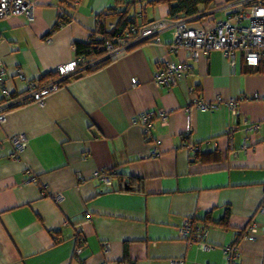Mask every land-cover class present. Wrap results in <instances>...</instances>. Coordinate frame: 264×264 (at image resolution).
Segmentation results:
<instances>
[{
	"label": "crops",
	"instance_id": "1",
	"mask_svg": "<svg viewBox=\"0 0 264 264\" xmlns=\"http://www.w3.org/2000/svg\"><path fill=\"white\" fill-rule=\"evenodd\" d=\"M121 7L115 0H38L32 22L11 18L0 43L8 91L25 94L27 81L40 84L75 61V43L89 41L97 15ZM61 8L72 21L47 39ZM137 9L151 21L170 18L166 5ZM230 12L220 6L194 24L209 28ZM159 37L68 82L43 103L6 113L0 264H228L224 247L253 224L256 239L237 242L239 262L264 264V57L257 70L239 55L234 71L223 52L212 51L192 63L179 85L157 88L155 73L166 61H187L183 51H170L171 30ZM218 97L236 101V113L225 103L212 111L193 107L196 98ZM158 109L169 122L156 121L145 137L137 119ZM254 124L261 129L248 133ZM18 135L26 137L25 147L14 142ZM97 172H108L111 183ZM58 194L64 198L57 202ZM209 214L203 243L181 236L185 219L201 227ZM227 216L229 228L220 224ZM79 237L84 244L76 257Z\"/></svg>",
	"mask_w": 264,
	"mask_h": 264
},
{
	"label": "built area",
	"instance_id": "2",
	"mask_svg": "<svg viewBox=\"0 0 264 264\" xmlns=\"http://www.w3.org/2000/svg\"><path fill=\"white\" fill-rule=\"evenodd\" d=\"M38 0H0V43H5L6 37L4 30L8 22L14 17H25L28 22H32L33 11ZM131 1V0H128ZM230 8L231 12L225 20L218 21L211 27H191L192 20L198 21L201 15L195 19H160L152 22L150 25L143 27L138 33L133 30L123 37H118L117 41L108 42L107 58H116L118 55L127 52L139 43L154 39L160 43L159 35L162 32L171 30L173 34V43L170 51L185 53L187 61L176 63L173 60L166 61L163 66L155 73L154 84L157 88H172L184 80L192 70V63L199 61L202 57L208 56L212 51H221L228 59L231 69L236 71L237 60L243 58L246 65L251 68H258L264 57V0H239L231 4L224 5ZM218 8V7H217ZM214 8L210 11H216ZM65 8H61V14H65ZM116 19H110L107 22V29L112 30L116 27ZM85 60L78 57L72 63L58 67L57 73L59 79L49 82L46 85H40L36 81H27L28 79L22 71L18 72L19 79L27 81V90L25 94L14 95L10 93L6 86L7 70L0 58V90L3 92V98L0 100V125L5 120V115L9 109L21 107L31 103H43L45 98L52 92L59 90L61 79L74 73L80 66L85 64ZM98 61L89 63L92 66ZM137 84V83H135ZM254 99H259L256 95ZM223 103L230 105L236 113L237 102L234 100L227 101L223 97H218L211 102L194 99L193 107L202 111H212L220 107ZM143 125L145 137H149L158 121L161 126L169 122V113L163 109L152 112L141 113L138 119ZM261 129L260 124H254L247 127V132L254 134ZM14 142L21 148L27 144L24 135L13 137ZM158 145V144H157ZM244 149H247L246 142ZM194 152L199 151V147H193ZM159 149L155 148L153 155H158ZM105 184H110L108 172H97L95 175ZM64 195L58 194L54 197L55 201L63 200ZM264 211V203L262 205ZM194 225L192 220L185 219L179 233L182 237L187 238L189 242L203 243L205 234L199 240L193 236ZM258 233L257 225H251L248 232L242 238L254 241ZM83 238L78 239V245L75 249V256L82 253ZM203 248L209 249L211 246L202 245ZM224 255L228 264H240L241 248L239 243L229 244L224 247ZM104 264V263H103ZM174 264H184L183 261H176Z\"/></svg>",
	"mask_w": 264,
	"mask_h": 264
},
{
	"label": "trees",
	"instance_id": "3",
	"mask_svg": "<svg viewBox=\"0 0 264 264\" xmlns=\"http://www.w3.org/2000/svg\"><path fill=\"white\" fill-rule=\"evenodd\" d=\"M116 5L121 7V9H111V12H104L97 15L96 20V29L90 35V39L87 43H75V54L76 58L80 57L84 60H87L88 64L98 61L92 66L80 64L79 68L71 75L64 77L61 79L60 87L66 85L68 82L72 80H76L81 78L85 74H90L96 72L103 67L110 64L113 59L107 58V45L108 42L117 41L118 37H123L127 33H131L135 30V33H138L143 27L150 25L152 22L147 18L144 12L138 11V7L143 3L147 5L156 7L160 5L168 6V15L171 19H195L199 17L201 14L208 12L214 8L224 6L226 4H231L239 0H115ZM68 3V2H67ZM110 19H116L117 25L114 29H107V22ZM72 21L71 18L67 14H62L58 18L55 26L49 31L46 38L50 39L56 32H58L62 27L67 25ZM196 22V21H195ZM194 20H192L191 27H195L196 24ZM198 22V21H197ZM154 39L143 41L139 44L145 42H152ZM138 44V45H139ZM241 59V58H240ZM261 65V64H260ZM247 66V65H246ZM248 67V66H247ZM260 67V66H259ZM258 67V68H259ZM251 68V67H250ZM257 69V68H255ZM258 70V69H257ZM59 79L58 73H51L41 79L40 85H46L51 81ZM18 107H14L9 109L13 110ZM196 153V152H195ZM197 155V154H196ZM211 214L208 215L207 219L203 226L194 225L193 236L196 240H199L203 234H205L209 224L212 221ZM222 226L229 228V217L225 218L220 222ZM245 231H240L236 238L235 243H237L242 236L245 235Z\"/></svg>",
	"mask_w": 264,
	"mask_h": 264
},
{
	"label": "rangeland",
	"instance_id": "4",
	"mask_svg": "<svg viewBox=\"0 0 264 264\" xmlns=\"http://www.w3.org/2000/svg\"><path fill=\"white\" fill-rule=\"evenodd\" d=\"M219 15H220L221 17H223V16H224V12H220Z\"/></svg>",
	"mask_w": 264,
	"mask_h": 264
}]
</instances>
